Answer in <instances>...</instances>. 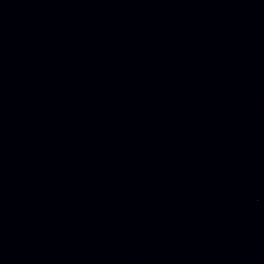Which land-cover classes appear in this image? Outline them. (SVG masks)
Instances as JSON below:
<instances>
[{
    "label": "water",
    "instance_id": "water-1",
    "mask_svg": "<svg viewBox=\"0 0 264 264\" xmlns=\"http://www.w3.org/2000/svg\"><path fill=\"white\" fill-rule=\"evenodd\" d=\"M0 264H264V0H0Z\"/></svg>",
    "mask_w": 264,
    "mask_h": 264
}]
</instances>
